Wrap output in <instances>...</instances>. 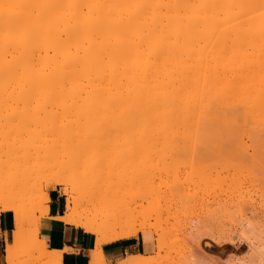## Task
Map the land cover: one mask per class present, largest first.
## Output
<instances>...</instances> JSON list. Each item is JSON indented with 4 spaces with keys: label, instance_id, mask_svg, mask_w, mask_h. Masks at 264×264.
Instances as JSON below:
<instances>
[{
    "label": "bare ground",
    "instance_id": "6f19581e",
    "mask_svg": "<svg viewBox=\"0 0 264 264\" xmlns=\"http://www.w3.org/2000/svg\"><path fill=\"white\" fill-rule=\"evenodd\" d=\"M187 111L193 120L203 111L205 115L201 113V116L208 117V126L214 129L226 123L233 144H238L242 135H248L244 133L248 132L247 127L251 130L261 126L258 117L264 113V0H0V117H9L6 126L0 118L3 133L9 137V141L3 139L0 128L4 146L0 156L9 153L6 158L14 163L12 158L14 161L15 158H10V154L18 152L19 143L24 150L20 149L23 155L19 151L17 156L23 158H16L15 162H24L29 154L26 165L14 168L16 171L10 168L0 171L1 211L13 216V229L6 239V264L18 262L15 244L21 238L31 245L26 257L32 264H62V252L50 251L40 239V222L34 221L30 231L24 232L25 224L28 225L26 208L15 197L7 196L27 187L36 178L39 170L35 166L39 164L34 160L41 155L38 147L44 146L51 155L58 151L62 137L84 136L80 131L77 135L78 129L73 124V131L70 123L67 125L62 120L61 124L59 117H88L90 122L84 118L87 123L80 119L81 131L91 128L102 135L101 140L96 136L98 139L93 137L91 142L84 136L82 142L88 147L99 140L104 142L108 130L116 134L125 131L123 135L129 132L133 137L135 155L148 152L159 156L158 153L165 151L179 154L184 149ZM246 115L257 117L256 127L251 126L252 118L247 122L250 126L238 125L247 119ZM95 117H99L101 124L98 125ZM92 119L94 127L88 125ZM105 120L109 125L103 124ZM85 123L89 127L83 128ZM63 124L67 125V131ZM193 128L199 131L198 126ZM260 132L255 131L258 135ZM31 148L38 153L33 159ZM225 148L219 152L222 166L215 178L224 179L221 182L225 181L226 186L219 192L209 188L213 193L210 199L206 198L202 220L204 232L210 229L203 235L212 238L215 244L210 247L217 250L218 244L232 247L231 242L236 238L230 229L233 225L243 223L241 230L245 231L255 225L254 218L264 216V180L259 183L251 176L254 184L248 185L235 178L246 168L243 163L255 168L256 164L262 166V162L256 161L254 150L251 154L249 147ZM41 157L44 164L46 157ZM29 158L33 162H28ZM1 159L3 167L8 161L2 159L1 163ZM54 159L40 168L56 169L64 163ZM247 177L250 178L248 174ZM205 180L206 187L209 180ZM57 183L64 186L70 205L66 214L57 219L93 234L95 255H101L104 243L140 232L119 220L122 213L126 215L124 209V212L104 214L96 211L94 205L82 209L83 199L74 195L75 188L62 179H57ZM41 190L37 205L50 200ZM255 192L260 195L258 200L254 198ZM44 211L48 214L49 208ZM146 225H142L141 231L149 228ZM211 227L216 229L212 228L211 232ZM219 229H229L231 234H219ZM163 248L164 243L158 242V250ZM247 255L230 264H264V246L254 245ZM207 258L203 261H208ZM156 260L153 255L140 254L129 256L119 264H157Z\"/></svg>",
    "mask_w": 264,
    "mask_h": 264
},
{
    "label": "rangeland",
    "instance_id": "374dc122",
    "mask_svg": "<svg viewBox=\"0 0 264 264\" xmlns=\"http://www.w3.org/2000/svg\"><path fill=\"white\" fill-rule=\"evenodd\" d=\"M200 43L203 45V42ZM187 95L189 100L188 92ZM187 113L189 115H187L186 117L187 124L184 133L185 134L184 149H182V151H180L179 154L178 152L171 153L170 151H165V153L163 152L160 154L158 153L159 156H156V154L151 155L148 152L141 153L140 155H135L133 153L134 140L131 133L129 132H127L128 135L125 136L123 135L125 131L124 133L122 131L116 134L115 131L113 133L112 132L113 130L112 131L108 130L106 131L107 133L104 134V136H106L108 133L109 136H107L104 142H102L103 140L100 141L101 134L99 135L101 131L97 130L99 132L98 133L94 130H91V128L90 130L85 128L88 125L89 126L92 125V123H94L95 120L92 119L93 122L88 123L87 125L86 123L90 122L87 120L88 117H70V118L59 117V119H61L59 120L60 123L63 120V123H66L67 125H69V123L70 125L73 124V128L78 129V130L76 129L78 131V132L76 131L77 135L80 131V133L83 134L90 142L91 140H94L93 137L96 136L100 140L97 141V143L96 142L90 143L93 144V146L89 145L88 147L87 146L88 144L82 142L84 139L83 135H82L83 137L81 138L77 136L74 137L71 134L72 136L69 135L62 137L63 140L61 139L60 142L58 143L59 145L57 147L58 151L54 152L51 155H49L47 150L46 151L44 150L45 149L44 146L43 148L42 146L38 147V150L43 149L45 151V152L43 151V153L44 154L46 153L45 156L42 155V152H39L40 150L39 151L37 150V152L41 154L39 158L37 156L38 153L35 154L34 152L35 150L31 148L32 150H30L29 152L32 153L34 152L35 156L32 155L33 157L31 156L30 158L33 159L37 156L36 157L37 161L35 159L34 163L38 162L39 164L38 165L39 167H37V164L35 166V169L39 170L38 172L36 171L35 173L36 178L32 179L27 187L21 190H15L7 195L9 197H15L17 199V203L23 205L26 208V213H27V214L25 213L27 219L26 223H28L29 226L25 224L26 227L24 226L23 229L24 232L27 231L26 233H28L30 231L34 221L40 222L42 217H46L48 215L45 214L46 211L44 210H47L49 208L51 197L48 203H45L43 205L36 204L37 197L41 196L42 194V190L39 191L40 188H43L44 193H47L49 196L59 195L60 200L64 206L63 215L66 214V211L70 208V205L67 201L68 197L63 192L64 186L57 183V179H62L70 188H75L74 195L76 197H82L84 204L82 209H85L87 207L92 208V205H94L96 211L102 212L103 214L115 213L120 211L124 212L123 211L124 209L126 211L125 212L126 215H123L122 213V217L120 216V218L122 219L119 218L120 221L123 220V222L125 224H128V226H131L135 229H140V232L142 231H150V233L152 232L154 234V244H153L154 251L151 255H153L157 259L156 260L157 264H208L209 261H210L209 264H230V262L234 259L247 257L248 256L247 254H249L251 248L254 245L264 246V216L258 219L257 217L256 219L254 218L255 221H252V224L253 222L255 224L254 225L255 227L252 225L254 229L251 226V229L245 228L244 231V229L241 230L243 223H241V226L233 225L230 228L231 230L233 229V231L231 230L230 231L232 233V237H236L235 240L233 239L235 243L234 241L231 242L232 247H226V245L224 244L223 245L218 244L219 245L218 250L212 249L210 247L215 243L213 242L212 238L210 239L209 235H208L209 236L208 239H207L208 236L206 237L205 235H203V233L207 232L210 229H208L209 228L208 227L207 230H205L204 232V226L202 224V220L205 216L204 213L206 212L205 204L207 199L211 198L213 192L215 191L219 192L222 190L221 188H225L226 186L225 181L221 182L224 179L220 181L219 180L220 177L219 179L215 177H217L216 172L222 166V164H220L222 163V161H220L219 163V159H220L218 158V156L220 157L219 152L221 150H224V148L228 144L229 146L226 147L227 149L225 148L226 150L230 149L231 147L232 149L233 148L236 149L238 146L249 147L250 150L249 149L248 150L250 151L251 154H253L252 152L254 150L255 158H257L256 161L259 160L262 162V163L260 162L262 166L259 165L257 166L256 164V167L253 163L255 168H253L252 165L251 167L243 163L244 165H246L247 169L244 166L243 167L244 169L240 170V172L237 173L238 176L240 175V177H237L236 175L235 178H237L240 181H246L248 185L254 184L251 181L255 177L258 179V181L256 180V182L260 183L261 181L264 180V152L263 151H262L263 153L261 152V149L262 150L264 149L263 148L264 144H261L262 142L264 143V113L262 117L261 116L260 118L258 117L259 122L260 119L262 120L260 122L261 126H263L262 128L261 126L259 127L255 126L254 120L257 117H250L249 115H246L247 119L246 120L242 119L244 123H242L243 122L242 120H240L242 122L239 123V120L237 119V124L239 123L238 125H240L241 128L245 126V124L248 122V119H250L251 121V118L252 121H254V124L251 123V126H253L252 128L256 127L254 129L249 130L248 128L250 127L246 126L248 132H244V133L248 135L245 136L242 135L244 138L240 137V140L241 139L243 140L241 141L239 140L240 142L238 141V144L237 143L233 144L232 141L230 140V136L228 135V132L226 130V126H227L226 123L224 124L222 123L218 126L219 128L216 127L214 129V127L211 128L208 126V117L206 118L201 116V113L205 115L203 111H201L199 117H194V120L196 122L192 119V117H190L191 113L189 111H187ZM2 118L6 120H3ZM2 118L1 121H3L2 123L6 126L9 117H2ZM66 118L69 119L67 120ZM76 118H78L77 121H75ZM84 118L85 119L87 118L86 119L87 122L85 121ZM95 118L98 125L101 124L99 122L100 121L99 117H95ZM80 119L82 120L81 121L82 123L86 122L85 123L86 125L83 124L84 125L83 128H85L84 130H86L84 133L81 131L82 127L79 126V124L82 125ZM203 120L205 121L203 122ZM14 122H16V120ZM75 122H78V124H76ZM104 122L105 123L103 124H108L106 120ZM194 123L198 125H194ZM63 125L65 127V131H67L66 130L67 125L66 126L65 124ZM203 125H205L206 127ZM246 125L250 126V124L248 123ZM190 126L192 127L191 129H193V131H190L191 130L189 129ZM193 126H198L199 131L201 130L202 136L198 135L200 134L199 131L197 130L194 131ZM204 127L207 129L206 131L208 132V134L207 132H205ZM0 128L3 136L4 133L2 127L0 126ZM73 128L71 125L70 129H72V131ZM260 129L262 130L261 132L259 131ZM255 131L260 132L261 135L259 134L260 135L259 136L257 133H255ZM90 133L93 136H91ZM73 134L75 133L73 132ZM255 134H257V137L260 138L259 139L256 138ZM4 137L6 139L9 138L6 137L5 134L3 136V139ZM72 137L75 139H73ZM66 138L68 140L69 139L71 140L68 141ZM3 139L2 137H0V149L1 147H4L3 144H1ZM11 140L12 139H10V141ZM73 140L75 141L73 142ZM18 143L16 144L17 147H19ZM77 143L82 145H79ZM222 143L223 144L226 143V145L225 144L222 145ZM19 144H20V148H17L19 149L18 152L20 151L19 154L23 155L22 150L24 149H22L21 143ZM15 151L16 150H14V153ZM18 152H16V154H10V158H12L11 156H13L15 158V161H17L16 158H18L17 156L19 155ZM2 153L0 151V155ZM8 154L9 153H6L7 158L9 157ZM6 156L5 157L0 156V159L2 158L5 160ZM27 156H29V154ZM27 156L25 157L26 158L25 160L21 159L24 160V162L20 161V163L19 161L15 162L13 158H12V162L14 163H10L6 158L5 161L8 162H4L3 167H1L2 166L1 164L0 171L3 170L4 168H10L11 171L13 169V172L16 171V169L14 170V168L16 167L20 168V166H23V163L26 165L28 159ZM41 156H43V158L46 157L44 158L45 163L49 162V159L51 161L55 160L54 158H56L57 160L59 159L62 163L63 162L64 163L62 164L61 167L58 168L55 167L56 169L51 168L52 170L51 169L48 170V168H45L42 170L41 166H44L45 163L42 164L43 159ZM20 158H18V160H20ZM30 158H29L30 161L28 160V162H33V160H31ZM2 159H1V163L3 161ZM247 163H250V161ZM10 173H11L10 175L13 174L12 172ZM7 174H9V171H7L6 175ZM247 174L250 178L247 177ZM99 175H102V177ZM133 175L136 176V181H134V183H132ZM205 175H210L211 177L210 178L209 176H206L207 181L209 180L208 181L209 183L207 182V184L209 185L206 187H205L206 185ZM223 176L225 175H221V177ZM251 176H253L252 177L253 179L251 178ZM250 179L252 180L250 181ZM203 180L205 183H203ZM47 184L49 185L46 186ZM217 184H219V187L215 188L216 186H218ZM209 188L213 192H211ZM94 193L96 195H94ZM257 193L260 192L257 191ZM255 194L256 192L254 193V198L258 196L260 197V195L257 196ZM259 197L256 200H258ZM126 204L128 206H126ZM127 210L129 211L127 212ZM0 213H2L1 207H0ZM249 215L250 214H248V216ZM252 217H250V220H252L251 219ZM144 223H146L147 225ZM142 225H146L147 228L148 227L149 228L141 231ZM212 228L213 227H211V232L213 229H216V228L213 229ZM230 231L229 229H226L225 231L219 229L218 233L219 232L230 233ZM218 233H216L217 236ZM22 239L23 238H21L20 239L21 241H17V243L15 244L16 259H18L16 260L18 262L16 261L15 262L16 264H32L33 262L28 261L26 257V251L27 249L30 248L31 245L26 241V238L24 240ZM158 239H161L162 241L161 240L160 241L164 243V248L162 250H158V242L161 243ZM206 243H210V244H206ZM206 245L208 246L205 247ZM220 245L222 247H220ZM206 248L207 249L210 248L211 251L210 249L207 250ZM204 256L208 257V258L205 257V259L207 258L208 261H203Z\"/></svg>",
    "mask_w": 264,
    "mask_h": 264
},
{
    "label": "crops",
    "instance_id": "0c3cea01",
    "mask_svg": "<svg viewBox=\"0 0 264 264\" xmlns=\"http://www.w3.org/2000/svg\"><path fill=\"white\" fill-rule=\"evenodd\" d=\"M50 197L49 213L40 220L39 236L50 251L62 252V264H119L129 256L153 253L154 234L142 231L130 238L104 243L101 255H95L96 237L80 227L60 222L57 217L63 215L64 206L59 195ZM12 229V214L0 213V264H6L7 233Z\"/></svg>",
    "mask_w": 264,
    "mask_h": 264
}]
</instances>
